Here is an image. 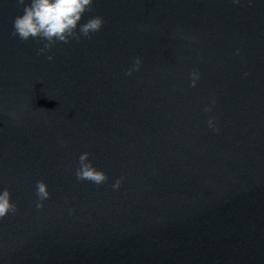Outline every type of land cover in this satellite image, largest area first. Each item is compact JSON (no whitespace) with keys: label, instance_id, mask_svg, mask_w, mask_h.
<instances>
[{"label":"water","instance_id":"obj_1","mask_svg":"<svg viewBox=\"0 0 264 264\" xmlns=\"http://www.w3.org/2000/svg\"><path fill=\"white\" fill-rule=\"evenodd\" d=\"M22 7L0 0V264H264V0H94L102 28L40 54Z\"/></svg>","mask_w":264,"mask_h":264},{"label":"clouds","instance_id":"obj_2","mask_svg":"<svg viewBox=\"0 0 264 264\" xmlns=\"http://www.w3.org/2000/svg\"><path fill=\"white\" fill-rule=\"evenodd\" d=\"M23 6L22 12L13 19V34L20 40L27 41L39 39L43 41V46L38 49V54L48 51L57 42L64 44L71 40H79L82 37L91 38V35L98 32L104 20L101 16H90L81 23L84 14L90 9L94 0H17ZM239 3V0H233ZM48 60L53 56L48 55ZM142 60L139 56L135 58L134 67L139 69ZM132 69L128 70L130 75ZM192 85L200 77L196 70L191 72ZM209 127H214L213 118L208 121ZM89 152L85 151L79 155L78 167L75 170L77 180H88L97 185L102 184L107 179L102 170H98L89 159ZM120 179L112 185L114 189L119 188ZM46 183L36 182V207L41 208L43 201L49 197ZM16 211V203L12 200L11 191L7 188H0V218L5 217L9 212Z\"/></svg>","mask_w":264,"mask_h":264}]
</instances>
